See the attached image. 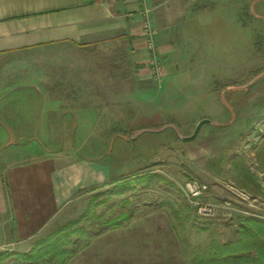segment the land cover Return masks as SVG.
Here are the masks:
<instances>
[{"label": "rangeland", "instance_id": "1", "mask_svg": "<svg viewBox=\"0 0 264 264\" xmlns=\"http://www.w3.org/2000/svg\"><path fill=\"white\" fill-rule=\"evenodd\" d=\"M138 2L141 18L149 9L158 72L145 49L136 94L126 104L115 97L112 119L105 112L101 127L85 128L87 144L78 150L102 149L115 175L77 188L31 236L0 239V251L28 252L75 221L64 230H71L65 247L74 254L92 236L127 231V222L151 213V225L132 224L151 227V255L147 249L119 263L191 264L212 243L237 241L245 226L253 230L249 218L264 220V0H182L152 10L153 2ZM203 118L209 122L196 136L182 140ZM189 179L208 185L200 199L219 205L210 216L199 217L182 195Z\"/></svg>", "mask_w": 264, "mask_h": 264}, {"label": "crops", "instance_id": "2", "mask_svg": "<svg viewBox=\"0 0 264 264\" xmlns=\"http://www.w3.org/2000/svg\"><path fill=\"white\" fill-rule=\"evenodd\" d=\"M149 1L152 10L182 0ZM141 22L138 0H0L1 240L31 236L77 188L112 180L102 149L78 150L85 128L112 119L115 97L126 104L136 94L137 66L147 58ZM151 216L92 236L66 264L151 255V227H136L151 225Z\"/></svg>", "mask_w": 264, "mask_h": 264}, {"label": "trees", "instance_id": "3", "mask_svg": "<svg viewBox=\"0 0 264 264\" xmlns=\"http://www.w3.org/2000/svg\"><path fill=\"white\" fill-rule=\"evenodd\" d=\"M74 222L50 231L28 252L0 251V264H51L55 258L65 264L73 249L65 247L70 241L71 230H64ZM248 222L253 230L245 226L237 241L212 243L204 253L194 257L191 264H264V220L249 218ZM111 224L120 222L111 221ZM13 255L14 259L5 261Z\"/></svg>", "mask_w": 264, "mask_h": 264}, {"label": "built area", "instance_id": "4", "mask_svg": "<svg viewBox=\"0 0 264 264\" xmlns=\"http://www.w3.org/2000/svg\"><path fill=\"white\" fill-rule=\"evenodd\" d=\"M143 18L141 22V33L144 40V47L148 53V60L152 72H158V65L155 59L154 29L149 17V9L143 7ZM208 190V185L198 179H189L180 186V191L185 200L194 206L195 213L201 217L210 216L219 207L217 203L202 201L200 198Z\"/></svg>", "mask_w": 264, "mask_h": 264}, {"label": "water", "instance_id": "5", "mask_svg": "<svg viewBox=\"0 0 264 264\" xmlns=\"http://www.w3.org/2000/svg\"><path fill=\"white\" fill-rule=\"evenodd\" d=\"M206 122H209V120H208V119H205V118L200 119V120L196 123V125L194 126V129H193V131L191 132V134H190V135H187V136H182L181 139L184 140V141H185V140H191V139H193V138L196 136V134L198 133V131H199L201 125H202L203 123H206Z\"/></svg>", "mask_w": 264, "mask_h": 264}]
</instances>
